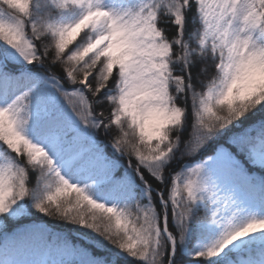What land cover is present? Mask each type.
<instances>
[{"label": "snow or ice", "instance_id": "obj_1", "mask_svg": "<svg viewBox=\"0 0 264 264\" xmlns=\"http://www.w3.org/2000/svg\"><path fill=\"white\" fill-rule=\"evenodd\" d=\"M122 260L264 264V0H0V264Z\"/></svg>", "mask_w": 264, "mask_h": 264}, {"label": "trees", "instance_id": "obj_2", "mask_svg": "<svg viewBox=\"0 0 264 264\" xmlns=\"http://www.w3.org/2000/svg\"><path fill=\"white\" fill-rule=\"evenodd\" d=\"M197 71H198V68H194L193 69V73L194 74ZM257 118L258 117H251L249 121H246V124L254 121ZM100 139L107 141L109 139V137L101 136ZM108 153H109V155H111V150L110 149L108 150ZM211 154H212L211 151H209L207 153V155H211ZM120 163L122 165H126V160L123 159V158H121L120 159ZM133 163H135V160H133ZM173 167L176 168V169H178L180 167V164H174ZM253 170L254 171H258L256 169H253ZM122 173H123V168H120V169L117 170L116 175L117 176H120ZM145 174L147 175V173H145ZM32 180L34 182V180H35V177L34 176L32 177ZM153 183H154V186H155V182H153ZM32 220H36L37 222H40L41 220H43V222L45 224H47L54 231H60V232H63L65 234H67L68 239H70L72 243L83 244V241H80V240H77L76 239L75 235L73 234V228H72V226L67 225L64 222L56 221V220H53V219H50V218H47V217L34 216L32 218H20L16 222H13L11 220H8L6 222L7 223V230L10 232V231H12L13 228L19 227V226L24 225V224L31 223ZM91 251L96 252L95 249H91ZM96 254L97 255H101L103 253H96ZM178 258H179V256H178ZM121 264H132V262L131 261H123L122 260L121 261Z\"/></svg>", "mask_w": 264, "mask_h": 264}, {"label": "rangeland", "instance_id": "obj_3", "mask_svg": "<svg viewBox=\"0 0 264 264\" xmlns=\"http://www.w3.org/2000/svg\"><path fill=\"white\" fill-rule=\"evenodd\" d=\"M256 170H258V169H256Z\"/></svg>", "mask_w": 264, "mask_h": 264}]
</instances>
